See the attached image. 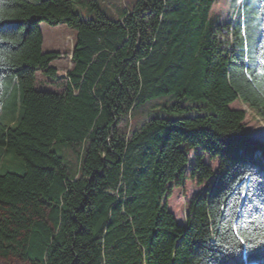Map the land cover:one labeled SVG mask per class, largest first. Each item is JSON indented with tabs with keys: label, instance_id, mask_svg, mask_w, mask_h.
Segmentation results:
<instances>
[{
	"label": "trees",
	"instance_id": "obj_1",
	"mask_svg": "<svg viewBox=\"0 0 264 264\" xmlns=\"http://www.w3.org/2000/svg\"><path fill=\"white\" fill-rule=\"evenodd\" d=\"M246 1L212 28L215 0H131L119 18L96 5L83 18V0H0V261L264 264V140L230 106L264 122V0L255 60ZM43 22L76 31L62 90L35 85L36 72L63 79ZM159 96L173 100L120 132ZM60 142L82 146L73 173ZM187 177L208 184L182 225L166 199Z\"/></svg>",
	"mask_w": 264,
	"mask_h": 264
},
{
	"label": "rangeland",
	"instance_id": "obj_2",
	"mask_svg": "<svg viewBox=\"0 0 264 264\" xmlns=\"http://www.w3.org/2000/svg\"><path fill=\"white\" fill-rule=\"evenodd\" d=\"M84 2L80 4H74V9L83 18L92 17L94 14L93 6L96 5L102 11H109L115 18H119L124 9L130 6L131 0H83ZM241 0H215L214 5L211 9L209 16V23L212 28H216L220 24H226L231 22L236 14L237 8L240 6ZM257 5V0H247L243 6L244 16L249 14L254 16V21L251 23L252 28V39L248 44V55L251 59H256L257 44L261 36L260 24L256 13L252 8ZM120 13L119 16H117ZM40 29L43 34V46L44 52H59L60 56L52 62V66L57 68V75L63 76V79H52L43 76L40 72H36L35 85L40 89H55L62 90L64 88L65 71L68 70L70 55L74 45V38L76 31L74 28L70 27L65 23H60L56 26L49 25L48 23H41ZM226 31V30H225ZM50 83V84H49ZM173 100L169 96H159L150 101L147 104L141 105L135 109L132 114V120L128 124L122 122L119 126L120 132L130 131L134 127V123L140 116V112L143 109L149 107V103L163 102L166 100ZM204 101L200 100L196 103L202 104ZM181 103L192 104L193 101L182 100ZM233 108H243L246 110L245 125L249 129L252 136L264 140V122L257 116V114L250 110L246 105L242 104L240 101H235L230 105ZM132 121V122H131ZM53 150L59 153L70 172H74L79 167L80 154L82 146L79 144H69V143H57L53 145ZM197 153H200L199 149H191L188 152L189 164L186 165V174H189L190 168L193 165L194 157ZM202 160L208 166H210L214 171L218 168V160H211L207 154H202ZM15 172L22 171L19 167H13L12 165L8 167ZM208 181L199 184L197 180L186 178L184 184L179 187H173L170 196L166 199L167 208L173 213L176 218L177 223L186 225L187 218L190 212V204L194 197L202 193L207 187ZM0 264H25L19 260H14L13 262L0 261Z\"/></svg>",
	"mask_w": 264,
	"mask_h": 264
},
{
	"label": "crops",
	"instance_id": "obj_3",
	"mask_svg": "<svg viewBox=\"0 0 264 264\" xmlns=\"http://www.w3.org/2000/svg\"><path fill=\"white\" fill-rule=\"evenodd\" d=\"M70 66H71V60H70V62H69V67H68L67 69H69V68H70ZM66 71H67V70H66ZM66 71H65V72H66Z\"/></svg>",
	"mask_w": 264,
	"mask_h": 264
},
{
	"label": "bare ground",
	"instance_id": "obj_4",
	"mask_svg": "<svg viewBox=\"0 0 264 264\" xmlns=\"http://www.w3.org/2000/svg\"><path fill=\"white\" fill-rule=\"evenodd\" d=\"M71 54H72V52H71ZM71 56V55H70Z\"/></svg>",
	"mask_w": 264,
	"mask_h": 264
},
{
	"label": "clouds",
	"instance_id": "obj_5",
	"mask_svg": "<svg viewBox=\"0 0 264 264\" xmlns=\"http://www.w3.org/2000/svg\"><path fill=\"white\" fill-rule=\"evenodd\" d=\"M70 58H71V56H70ZM66 73V72H65Z\"/></svg>",
	"mask_w": 264,
	"mask_h": 264
}]
</instances>
